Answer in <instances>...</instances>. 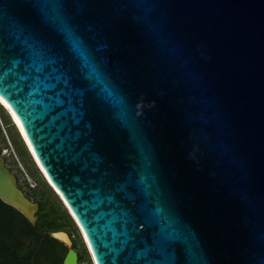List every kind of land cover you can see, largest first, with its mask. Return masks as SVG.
I'll list each match as a JSON object with an SVG mask.
<instances>
[{
    "label": "water",
    "instance_id": "water-1",
    "mask_svg": "<svg viewBox=\"0 0 264 264\" xmlns=\"http://www.w3.org/2000/svg\"><path fill=\"white\" fill-rule=\"evenodd\" d=\"M0 97L91 264H264V0H0Z\"/></svg>",
    "mask_w": 264,
    "mask_h": 264
},
{
    "label": "trees",
    "instance_id": "trees-1",
    "mask_svg": "<svg viewBox=\"0 0 264 264\" xmlns=\"http://www.w3.org/2000/svg\"><path fill=\"white\" fill-rule=\"evenodd\" d=\"M27 194L40 206L35 224L0 199V264H63L68 247L53 237L52 232L65 230L73 236L77 231L74 221L64 205L66 216L60 207L50 204L39 187ZM73 241L74 249L79 252L80 242L74 237ZM87 254L84 247L83 252H79L80 263Z\"/></svg>",
    "mask_w": 264,
    "mask_h": 264
},
{
    "label": "rangeland",
    "instance_id": "rangeland-1",
    "mask_svg": "<svg viewBox=\"0 0 264 264\" xmlns=\"http://www.w3.org/2000/svg\"><path fill=\"white\" fill-rule=\"evenodd\" d=\"M7 111V110H6ZM6 111L0 106V147L7 150L5 161L11 170L18 177L19 185L25 187V183H29L30 186L39 187V190L45 194L46 199L50 204H56L63 210L64 215L67 214L64 211V207L55 192L46 184L42 175L33 162V158L28 153L27 148L22 142L16 127L12 123L11 116L9 117ZM74 228L75 223H74ZM74 238L80 242L78 247L79 252H83L84 246L81 241L78 230L73 234ZM91 264L88 254L84 256L81 264Z\"/></svg>",
    "mask_w": 264,
    "mask_h": 264
},
{
    "label": "bare ground",
    "instance_id": "bare-ground-1",
    "mask_svg": "<svg viewBox=\"0 0 264 264\" xmlns=\"http://www.w3.org/2000/svg\"><path fill=\"white\" fill-rule=\"evenodd\" d=\"M0 102H2L1 104H2V105L4 104L3 106H4V107L6 106L5 108H7L8 111L10 112V115H11L12 119H13L14 122L18 125V128L20 129V133L24 136V137H23L24 140H26V142H27V144H28V147L30 148V151H31L32 154L34 155V152H33L32 146H31V144H30L28 138H27L26 135H25V132H24V130H23V128H22V125H21V123H20L18 117L14 114V112L11 110V108L9 107V105H8L3 99H0ZM34 157H35V155H34ZM34 159H35V161H36L35 164H38L39 166H41L40 163H37V162H39L38 159H37V157H35ZM42 171L44 172V169H43ZM44 173H45V172H44ZM82 233H83V231H82ZM83 236H84V238H85V240H86V244H87V246L89 247V243H87V239H86V236L84 235V233H83ZM89 249H90V247H89Z\"/></svg>",
    "mask_w": 264,
    "mask_h": 264
},
{
    "label": "built area",
    "instance_id": "built-area-1",
    "mask_svg": "<svg viewBox=\"0 0 264 264\" xmlns=\"http://www.w3.org/2000/svg\"><path fill=\"white\" fill-rule=\"evenodd\" d=\"M0 106L6 111L7 110V108H5L2 104H1V102H0ZM6 113L8 114V111H6ZM8 116L10 117V115L8 114ZM15 126V125H14ZM19 134V133H18ZM19 136H20V134H19ZM21 138V137H20ZM22 140V139H21ZM23 142V141H22ZM25 145V144H24ZM26 147V146H25ZM1 150H2V154L4 155V156H6V153H7V150L6 149H3V148H1ZM28 153H29V151H28ZM30 155V154H29ZM32 158V157H31ZM33 160V159H32ZM34 162V161H33ZM35 164V163H34ZM35 166H36V168L38 169V171H39V173L42 175V173L40 172V169H39V167L35 164ZM42 177H43V175H42ZM43 179L45 180V178L43 177ZM46 181V180H45ZM26 185H25V187L23 188V187H21L23 190H24V192L27 194V191H30L32 188H34L35 186H30L29 185V183H25ZM28 195V194H27ZM73 237H74V235H73Z\"/></svg>",
    "mask_w": 264,
    "mask_h": 264
},
{
    "label": "snow or ice",
    "instance_id": "snow-or-ice-1",
    "mask_svg": "<svg viewBox=\"0 0 264 264\" xmlns=\"http://www.w3.org/2000/svg\"><path fill=\"white\" fill-rule=\"evenodd\" d=\"M0 99H3V97H0Z\"/></svg>",
    "mask_w": 264,
    "mask_h": 264
}]
</instances>
